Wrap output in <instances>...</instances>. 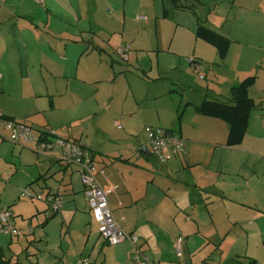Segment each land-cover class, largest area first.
<instances>
[{
  "label": "crops",
  "instance_id": "1",
  "mask_svg": "<svg viewBox=\"0 0 264 264\" xmlns=\"http://www.w3.org/2000/svg\"><path fill=\"white\" fill-rule=\"evenodd\" d=\"M120 1L0 0V113L89 147L99 183L112 189L116 220L138 236L153 264H180L179 238L187 264H264V246L256 255L224 244L239 226L248 236L264 234V0H224L216 26L210 12L201 18L198 1L186 2L191 7L184 9L196 16L190 24L195 36L203 23L232 40L226 57L214 46L212 57L196 49L204 78L185 58L162 60L154 88L147 82L146 90L128 93L141 102L144 127L174 130L185 139L186 151L164 163L134 128L139 115L116 110L113 81L127 76L137 84L123 64L135 63L134 54L122 63L113 58L129 27V0ZM250 75L256 76L249 89L256 106L243 142L228 146V123L196 105L230 100L232 88ZM150 98L158 108L147 123ZM26 188L30 198H24ZM39 193H62L64 204L49 214ZM0 194L16 226L33 228L22 235L0 231V257L8 264H79L80 258L132 264L131 239L109 244L100 233L78 167L12 142L6 133L0 135Z\"/></svg>",
  "mask_w": 264,
  "mask_h": 264
},
{
  "label": "rangeland",
  "instance_id": "2",
  "mask_svg": "<svg viewBox=\"0 0 264 264\" xmlns=\"http://www.w3.org/2000/svg\"><path fill=\"white\" fill-rule=\"evenodd\" d=\"M122 1L123 0H121L120 3H122ZM188 1L189 0H184L183 2L186 3ZM194 1H198L197 3L199 6L204 8V12H201L202 8L198 6L201 18L205 19L206 16L204 17V15L210 12L216 20L214 23L209 20V23L212 24V26L218 25L223 10V5L221 4H223L222 2H224V0ZM191 2L192 0L188 3L190 4ZM129 3L130 7L127 13L129 27L125 30L127 36L125 46L130 49L131 54H134L135 63L123 64L133 72L132 77H134L137 84H133L134 81H130V78L127 76L119 77L116 79V82L113 81V83L114 87L117 88L119 92L116 105V110L119 109L118 115L122 114L126 116L130 113V115H132L131 111H135V114H138L139 117L135 118L134 128L138 130V132H142V138H144L147 134L144 127L145 123L139 113L141 102H137L134 98L132 99L128 93L137 89L146 90V87L148 88L147 82L151 83L152 88H154L156 84L155 79L161 75L160 73L162 69H164L162 60H180L181 58L190 60L193 57L196 58L194 56L196 49L200 52L203 50L206 52V55H208L207 57H212L215 48L202 39H199L200 43L197 47V37L190 28L192 21L196 20L194 13L184 8L171 7L170 17L164 18L162 16V8L159 0H129ZM121 8H124L123 4H121ZM140 14L145 15L147 20H141L139 18ZM119 15L122 19L123 11ZM121 32L122 30H120V33ZM118 45L120 46V44ZM201 45H204V47H201ZM112 52L113 58L122 63L124 59L120 54L113 49ZM141 83H143L144 86H140ZM221 101L229 100L221 99ZM156 102L157 99L150 98L149 101H145L144 103V109L147 112L148 119L155 117L157 114L158 106ZM151 121L150 119L147 123ZM2 196L3 194H0V201ZM24 198L30 197L24 196ZM15 216L16 218L21 217L19 214H15ZM241 227L242 226H239L235 231L226 234L224 236L226 239L224 240V244L231 247L235 245L237 248L240 246L245 254L254 252L257 255L261 247L264 246V234L260 232L248 236L245 230L239 231Z\"/></svg>",
  "mask_w": 264,
  "mask_h": 264
},
{
  "label": "built area",
  "instance_id": "3",
  "mask_svg": "<svg viewBox=\"0 0 264 264\" xmlns=\"http://www.w3.org/2000/svg\"><path fill=\"white\" fill-rule=\"evenodd\" d=\"M38 1L44 2L45 0ZM117 52L125 61L130 60V49L127 46L120 45ZM189 61L195 70L200 73V77L204 78V74L200 72L201 65L198 60L193 57ZM1 77L2 74L0 73ZM116 123L119 124L118 121ZM145 130L150 151L160 162H167L186 151V141L177 131L152 124H147ZM4 133L12 142L33 145L39 152L55 155L68 164L76 165L102 236L109 244H119L126 239H131L133 242V248L130 250L132 264H153V261L145 254L142 247L138 245V236L128 233L116 220L109 200L112 189L103 187L99 183L97 176L101 170L97 166L94 154L89 147L73 139L57 135L52 130L39 131L24 119L8 117L0 113V135ZM23 195L32 196V193L30 189L26 188ZM38 197L48 203L47 210L49 214L59 211L64 204L62 193H48L46 195L39 193ZM0 231L22 235L32 233L33 228L17 227L12 209L0 207ZM176 250L181 259L180 264H187L183 256L182 238L176 241ZM78 263L91 264V261L89 258H80Z\"/></svg>",
  "mask_w": 264,
  "mask_h": 264
},
{
  "label": "trees",
  "instance_id": "4",
  "mask_svg": "<svg viewBox=\"0 0 264 264\" xmlns=\"http://www.w3.org/2000/svg\"><path fill=\"white\" fill-rule=\"evenodd\" d=\"M183 1L184 0H164L163 16L166 18L170 16L171 7H191ZM196 36L213 45L218 50L222 59L226 57L232 43V40L229 37L203 23L198 24ZM255 82L256 76L250 75L232 88V98L229 101L205 99L201 104L196 105V109L200 113L220 118L228 123V146L241 144L246 136L251 112L256 106L254 99L249 94V89L255 84ZM180 118L181 113L179 114V119ZM8 263V261H4L0 257V264Z\"/></svg>",
  "mask_w": 264,
  "mask_h": 264
}]
</instances>
